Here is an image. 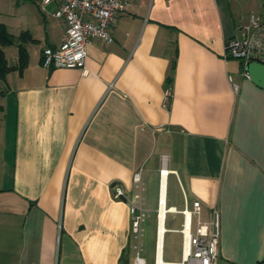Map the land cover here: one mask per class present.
I'll return each instance as SVG.
<instances>
[{"label":"crops","instance_id":"obj_1","mask_svg":"<svg viewBox=\"0 0 264 264\" xmlns=\"http://www.w3.org/2000/svg\"><path fill=\"white\" fill-rule=\"evenodd\" d=\"M34 4L0 81V264H134L129 202L155 216L161 168L165 208L218 209L219 264L264 260V88L224 58L264 0L133 1L77 69L41 67L65 24Z\"/></svg>","mask_w":264,"mask_h":264},{"label":"built area","instance_id":"obj_2","mask_svg":"<svg viewBox=\"0 0 264 264\" xmlns=\"http://www.w3.org/2000/svg\"><path fill=\"white\" fill-rule=\"evenodd\" d=\"M133 1L136 0H37L41 7L54 3L56 10L52 16L65 24V35L60 45L42 50L41 67L82 68L87 55L86 48L91 40L112 42L110 34L112 23ZM239 32V35L225 42L224 58L238 60L241 63L242 77L249 80L247 72L249 63L256 62L264 66V20L250 15L247 24L242 25ZM228 79L231 83V77ZM231 85L237 91V86L232 83ZM168 173V170L161 168L160 188L162 182H166ZM132 179L136 188L140 190L139 173H135ZM114 195L116 198H125L120 186H115ZM168 212L182 217L181 228L174 230L182 238V260L173 264H219L220 215L216 206L211 209L208 221L202 220L201 205L198 201L193 202L190 207L184 206L181 210L168 208L166 213ZM129 213L132 234L139 238L140 225L144 220L139 196H135V200L129 202Z\"/></svg>","mask_w":264,"mask_h":264},{"label":"rangeland","instance_id":"obj_3","mask_svg":"<svg viewBox=\"0 0 264 264\" xmlns=\"http://www.w3.org/2000/svg\"><path fill=\"white\" fill-rule=\"evenodd\" d=\"M34 3L35 0H0V24H3L6 27L7 31H12L15 33L19 25H22L27 22H32V18L36 16V5ZM115 186L116 185L112 187L114 198H116L114 195ZM159 200L160 195L158 196L157 201V212L159 208ZM157 212L155 216H149L146 218L145 212L143 211L144 220L140 225L141 236L139 238H135L134 234H132L134 237L132 252L134 264L138 263V259L142 260L143 264H155L156 235L158 223ZM181 222L182 217L180 215H175V213L167 214L165 217V228L180 229ZM164 234L165 235L163 238L162 260L165 263L181 262V249H183V247H181V235L169 231Z\"/></svg>","mask_w":264,"mask_h":264},{"label":"trees","instance_id":"obj_4","mask_svg":"<svg viewBox=\"0 0 264 264\" xmlns=\"http://www.w3.org/2000/svg\"><path fill=\"white\" fill-rule=\"evenodd\" d=\"M34 42L31 35L26 31L21 32L18 36L11 35L3 24H0V81L4 80L8 73L13 70L22 72L27 64V55L24 44ZM16 45L18 48V63L15 67H10L7 63L4 47ZM170 81V78H168ZM1 94V93H0ZM258 264H264V260Z\"/></svg>","mask_w":264,"mask_h":264},{"label":"bare ground","instance_id":"obj_5","mask_svg":"<svg viewBox=\"0 0 264 264\" xmlns=\"http://www.w3.org/2000/svg\"><path fill=\"white\" fill-rule=\"evenodd\" d=\"M164 185L165 182H162L160 188V204L158 208V223H157V235H156V256H155V264H163V260L161 258L162 255V246H163V235L165 233L164 229V219L166 214L165 208V198H164ZM188 247H186L187 253ZM138 264H143V261H139Z\"/></svg>","mask_w":264,"mask_h":264},{"label":"water","instance_id":"obj_6","mask_svg":"<svg viewBox=\"0 0 264 264\" xmlns=\"http://www.w3.org/2000/svg\"><path fill=\"white\" fill-rule=\"evenodd\" d=\"M247 72L250 76V80L253 84L260 88H264V66L256 63L251 62L247 66Z\"/></svg>","mask_w":264,"mask_h":264}]
</instances>
